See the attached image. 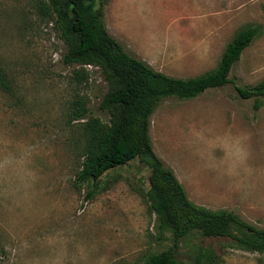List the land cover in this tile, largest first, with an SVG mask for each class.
Listing matches in <instances>:
<instances>
[{"label":"rangeland","instance_id":"rangeland-1","mask_svg":"<svg viewBox=\"0 0 264 264\" xmlns=\"http://www.w3.org/2000/svg\"><path fill=\"white\" fill-rule=\"evenodd\" d=\"M46 3L0 0V69L10 83L0 87V264H142L174 245L149 211V169L136 159L116 167L93 196L73 184L87 119L71 120L72 104L84 98L89 116L108 122L100 108L108 84L97 66L63 63L66 46ZM95 8L129 55L178 78L214 69L231 39L256 27L231 83L163 99L150 137L193 203L264 230V97L255 110V98L236 91L264 80V0H97ZM199 248L212 249L218 264L263 258L196 234L179 242L177 259L190 263Z\"/></svg>","mask_w":264,"mask_h":264},{"label":"trees","instance_id":"trees-1","mask_svg":"<svg viewBox=\"0 0 264 264\" xmlns=\"http://www.w3.org/2000/svg\"><path fill=\"white\" fill-rule=\"evenodd\" d=\"M46 1L66 46L63 63L97 66L108 84L100 104L109 113L108 122L90 117L84 98H76L72 104L71 120L87 119L83 125L86 147L73 184L78 188L90 187L88 194L93 196L104 174L136 159L149 169L145 198L149 211L156 216L158 233L169 231L174 242L166 251L150 254L142 264H218L221 257L210 248L196 250L190 263L177 259L179 242L196 234L202 238H229L237 247L261 254L260 264H264V230L249 225L232 211L211 210L193 203L173 171L155 154L150 137L151 116L163 99L188 100L231 83L229 73L257 35L256 27L238 32L214 69L178 78L158 72L129 55L105 29L103 13L95 8L97 0ZM74 74L85 79L84 70ZM0 87L10 89L1 69ZM236 91L243 99L255 98L257 110L262 104L260 98L264 97V80L253 86L236 87Z\"/></svg>","mask_w":264,"mask_h":264}]
</instances>
